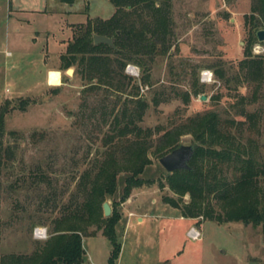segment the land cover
I'll return each instance as SVG.
<instances>
[{
    "label": "rangeland",
    "instance_id": "obj_1",
    "mask_svg": "<svg viewBox=\"0 0 264 264\" xmlns=\"http://www.w3.org/2000/svg\"><path fill=\"white\" fill-rule=\"evenodd\" d=\"M170 3L169 52L152 62L144 58L147 71L127 64L124 75L130 85L118 94L104 88L86 91L74 68L65 86L41 87L45 70L58 62L63 42L72 38L69 24L107 19L114 12L108 0H74L70 7L58 0H0V107L8 103L2 143L9 150L0 166V256H28L48 237L52 220L75 194L80 173L93 169L112 148L104 141L109 117L103 113L144 98L148 107L139 126L160 128L151 138V164L139 176L151 185L133 189L122 202L129 176L122 172L115 193L103 201L110 213L113 207L119 215L115 231L122 251L117 264H264L259 227L186 219L164 203V198L176 196L159 186L167 173L153 154L164 130L213 112L222 122H233L234 137L260 162L264 158V81L254 94L256 82L243 81L239 69L251 0ZM62 9L71 13L62 14ZM249 53L264 57V41H255ZM127 66L138 75L126 74ZM254 112L259 119L250 126L246 114ZM179 145L192 146V136H181ZM101 217L106 218L102 210ZM34 229H43L45 237L34 238ZM191 229L198 232L196 238L188 234ZM81 243V264L106 263L110 246L100 229L86 227Z\"/></svg>",
    "mask_w": 264,
    "mask_h": 264
},
{
    "label": "trees",
    "instance_id": "obj_2",
    "mask_svg": "<svg viewBox=\"0 0 264 264\" xmlns=\"http://www.w3.org/2000/svg\"><path fill=\"white\" fill-rule=\"evenodd\" d=\"M58 1L71 5L74 0ZM108 2L114 7L113 14L105 20L87 18L83 25H75L59 62L63 70L74 68V73L85 82L86 91L104 88L122 94L130 85L124 75L127 64L131 62L147 71L144 58L152 62L169 52L171 3L170 0ZM244 18L249 29L239 69L243 81L256 82V94L264 81V57H251L249 48L258 41L256 32L264 30V0H251L250 13ZM93 35L112 39L113 47L93 44ZM216 75L219 79L223 77L219 71ZM128 102L131 107L125 102L120 110L113 107L103 113V117H109L104 141L112 148L103 153L93 169L80 173L75 194L68 198L58 218L52 220L48 237L28 256L1 255L0 264H81L84 255L81 233L91 225L101 230L110 246L105 264H117L121 252L115 231L119 215L112 207V213L102 218L101 205L106 196L115 193L117 176L122 172L129 174L122 202L133 189L151 185L139 176L151 164L148 158L151 138L160 132L158 127L139 126L148 107L144 98ZM7 106L5 102L0 107V166L9 152L2 143ZM246 117L250 126H255L259 119L256 112ZM262 118L264 127V110ZM230 125L216 113L208 112L162 132L153 149L158 158L179 147L181 136L190 134L193 139L189 168L167 173L164 184L159 183L176 199L163 200L179 209L183 218L251 225L259 227L264 237V158L260 162L253 151L247 150L231 133Z\"/></svg>",
    "mask_w": 264,
    "mask_h": 264
},
{
    "label": "water",
    "instance_id": "obj_3",
    "mask_svg": "<svg viewBox=\"0 0 264 264\" xmlns=\"http://www.w3.org/2000/svg\"><path fill=\"white\" fill-rule=\"evenodd\" d=\"M256 37L259 42L264 41V30H258L256 32ZM93 44H105L109 47H113L112 39L93 35L92 36ZM71 69L66 70V74L71 73ZM202 100H205V96L201 97ZM193 155L192 146L180 145L176 149L172 150L169 154L161 157L159 159V164L166 171V173H172L176 170H186L188 169V162ZM103 217H108L110 215V208L107 203H102L101 205Z\"/></svg>",
    "mask_w": 264,
    "mask_h": 264
},
{
    "label": "crops",
    "instance_id": "obj_4",
    "mask_svg": "<svg viewBox=\"0 0 264 264\" xmlns=\"http://www.w3.org/2000/svg\"><path fill=\"white\" fill-rule=\"evenodd\" d=\"M84 1V0H83ZM61 5H62V3H60ZM64 5V4H63ZM71 5H69V7H70ZM62 14H64V13H67V14H70L71 13V11H70V9L69 10H64V9H62L61 11H60ZM79 23H82V22H79ZM79 23H76V24H79ZM70 25V27H69V29L72 31L73 30V24H69ZM70 35H72V32H70ZM68 39H70V37L68 38ZM67 41V40H66ZM65 46H66V43L65 42H63V50L61 51V53L60 54H62L63 52H64V49H65ZM60 54L58 55V62L52 67V68H48V69H46L45 70V75H44V82H43V84H42V88H47V89H49V88H51V89H56V90H58L59 88H61V87H63V86H65L66 84V82L68 81V80H70L71 78V76H69L72 72H73V67H71L72 69V71H71V73L69 74V75H67L66 74V71L63 73L62 71H61V67H60V62H59V56H60ZM68 70V69H67ZM50 72H54V73H57V79H56V83H50L49 82V74H50ZM63 74H64V76L65 77H63ZM73 78V77H72ZM121 251H122V249H121ZM120 254H121V252H120ZM120 257V256H119Z\"/></svg>",
    "mask_w": 264,
    "mask_h": 264
},
{
    "label": "built area",
    "instance_id": "obj_5",
    "mask_svg": "<svg viewBox=\"0 0 264 264\" xmlns=\"http://www.w3.org/2000/svg\"><path fill=\"white\" fill-rule=\"evenodd\" d=\"M126 74H129L130 76L134 77L137 76L138 74L136 73L134 67L132 66H127L125 69ZM202 80L207 81V73H203L202 75ZM188 234L191 236V238H196L198 236V232L195 229H191ZM33 236L36 239H41L45 237V231L43 229H34L33 231Z\"/></svg>",
    "mask_w": 264,
    "mask_h": 264
},
{
    "label": "bare ground",
    "instance_id": "obj_6",
    "mask_svg": "<svg viewBox=\"0 0 264 264\" xmlns=\"http://www.w3.org/2000/svg\"><path fill=\"white\" fill-rule=\"evenodd\" d=\"M56 79H57V73L54 72H50L49 74V82L52 83H56Z\"/></svg>",
    "mask_w": 264,
    "mask_h": 264
}]
</instances>
